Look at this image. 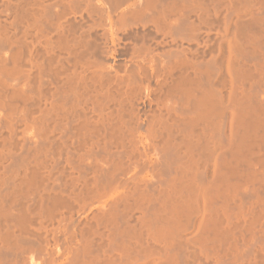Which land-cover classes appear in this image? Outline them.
Wrapping results in <instances>:
<instances>
[{"label": "bare ground", "instance_id": "6f19581e", "mask_svg": "<svg viewBox=\"0 0 264 264\" xmlns=\"http://www.w3.org/2000/svg\"><path fill=\"white\" fill-rule=\"evenodd\" d=\"M0 264H264V0H0Z\"/></svg>", "mask_w": 264, "mask_h": 264}, {"label": "rangeland", "instance_id": "374dc122", "mask_svg": "<svg viewBox=\"0 0 264 264\" xmlns=\"http://www.w3.org/2000/svg\"><path fill=\"white\" fill-rule=\"evenodd\" d=\"M113 58H114V59H113ZM113 58H112L113 60H116L118 57L115 55V56H113ZM115 58H116V59H115Z\"/></svg>", "mask_w": 264, "mask_h": 264}]
</instances>
